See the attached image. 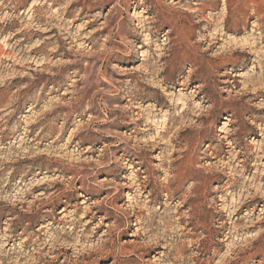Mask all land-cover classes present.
Returning a JSON list of instances; mask_svg holds the SVG:
<instances>
[{
  "label": "rangeland",
  "instance_id": "1",
  "mask_svg": "<svg viewBox=\"0 0 264 264\" xmlns=\"http://www.w3.org/2000/svg\"><path fill=\"white\" fill-rule=\"evenodd\" d=\"M0 264H264V0H0Z\"/></svg>",
  "mask_w": 264,
  "mask_h": 264
},
{
  "label": "bare ground",
  "instance_id": "2",
  "mask_svg": "<svg viewBox=\"0 0 264 264\" xmlns=\"http://www.w3.org/2000/svg\"><path fill=\"white\" fill-rule=\"evenodd\" d=\"M26 238V237H25ZM25 240V239H24Z\"/></svg>",
  "mask_w": 264,
  "mask_h": 264
}]
</instances>
